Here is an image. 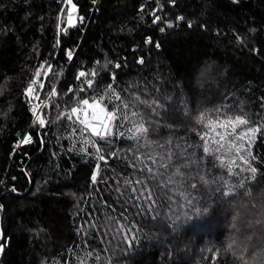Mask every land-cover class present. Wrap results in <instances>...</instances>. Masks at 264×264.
<instances>
[{
	"label": "trees",
	"instance_id": "obj_1",
	"mask_svg": "<svg viewBox=\"0 0 264 264\" xmlns=\"http://www.w3.org/2000/svg\"><path fill=\"white\" fill-rule=\"evenodd\" d=\"M64 1L0 0V264H264V0Z\"/></svg>",
	"mask_w": 264,
	"mask_h": 264
},
{
	"label": "rangeland",
	"instance_id": "obj_2",
	"mask_svg": "<svg viewBox=\"0 0 264 264\" xmlns=\"http://www.w3.org/2000/svg\"><path fill=\"white\" fill-rule=\"evenodd\" d=\"M67 7L65 10V25L66 27L75 26L77 25V16H76V7L71 2V0L67 1ZM37 73V70L35 74ZM36 86H39L40 80L36 77ZM54 85L51 87L53 88ZM49 94L48 98H51L50 91H46L45 94L43 93L42 96H46ZM43 98V97H42ZM85 110L88 111L87 119H83V127L87 130L88 133L92 135H104L110 130V119L109 116L112 117L110 113H106L105 109L101 106V102L94 101L89 102L88 105H84L83 102L81 104ZM81 106V107H82ZM39 122V121H38ZM36 122L35 124L37 125ZM81 124V123H80ZM99 133V134H97Z\"/></svg>",
	"mask_w": 264,
	"mask_h": 264
},
{
	"label": "built area",
	"instance_id": "obj_3",
	"mask_svg": "<svg viewBox=\"0 0 264 264\" xmlns=\"http://www.w3.org/2000/svg\"><path fill=\"white\" fill-rule=\"evenodd\" d=\"M93 5H92V8L89 9L90 13L93 12L95 6L97 5V0H93ZM157 9H159L160 11H163V6L162 4L158 3L157 4ZM77 22L78 24H84L86 21H85V18L84 17H78L77 18ZM45 64H42L41 66H44ZM41 70H43V67H40L39 68V71L42 72ZM40 79V77H39ZM35 81V82H34ZM36 83V74H34V76L32 77L31 81L29 84H27V88H26V91H25V97L27 99V107H28V110H29V113L31 115V122H30V125H28L27 127V130L25 131V133L16 141L15 145H14V151H13V154L15 153V151H18L20 148H22L21 146H24L26 144H20V141L24 138V136H31L28 132V130L33 126L35 125L36 122L39 121V116H40V111L42 110V108L48 103V97H49V94L44 96L43 98H40L38 99V102H36V97H37V94H38V86L35 85ZM86 85H88L89 83L88 82H85ZM32 87L33 91L32 93H28L27 92V89L29 87ZM80 86L82 87V85L80 84ZM55 87V86H54ZM53 87V88H54ZM53 88L51 90H53ZM51 93V91H50ZM77 116H78V123H83V114H82V110L81 109H78V112H77ZM31 143H33V140H32V137H31ZM31 143H28V144H31ZM0 252H1V248H0Z\"/></svg>",
	"mask_w": 264,
	"mask_h": 264
},
{
	"label": "snow or ice",
	"instance_id": "obj_4",
	"mask_svg": "<svg viewBox=\"0 0 264 264\" xmlns=\"http://www.w3.org/2000/svg\"><path fill=\"white\" fill-rule=\"evenodd\" d=\"M156 19L159 20V17H157ZM178 19H182V17H180V18H178ZM154 22H155V21H154ZM169 26H171V25H169ZM161 31H163V29H161ZM157 46H159V45H157ZM68 57H69V59L72 58V53H71V52L68 53ZM141 62H142V61H141ZM41 67H43V66H41ZM40 75H41V72H40V71H37V73H36V77L39 78ZM85 75H86V74H85L84 72L79 73V77H83V76H85ZM79 77H78V78H79ZM34 82H35V81H34ZM88 83H89V85H90V84H91V81H88ZM41 87H43V85H41ZM32 91H33V89H32V87L30 86V87L27 89V92H28V93H32ZM52 94L55 95V90H53V93H52ZM83 104H84V105H88V104H89V101H88V100H84V101H83ZM71 112H72L73 115H75V114H77L78 109H77V108H72V109H71ZM60 115L63 116V115H65V114H64V113H61ZM68 118L71 119V116H69ZM108 118L111 119L112 117L109 116ZM38 119H39V124H40V126H41V127H44V126H45V120L42 119V118H38ZM238 123L243 124V123H245V121H244V120H238ZM138 131L142 132L143 129H138ZM97 134H99V133H97ZM28 143H31V136H24V138L20 141V144H28ZM101 159H103V157H101ZM96 176H97V174L94 172V173H93V176H92V180H93V182L96 181Z\"/></svg>",
	"mask_w": 264,
	"mask_h": 264
},
{
	"label": "water",
	"instance_id": "obj_5",
	"mask_svg": "<svg viewBox=\"0 0 264 264\" xmlns=\"http://www.w3.org/2000/svg\"><path fill=\"white\" fill-rule=\"evenodd\" d=\"M66 1H67V0L64 1L65 3H64V5H63V8L65 7ZM63 8H62V9H63ZM51 67H52V66L49 65V66L47 67V69L44 70L45 73H44V75H43L42 83L40 84L39 93L37 94V97H36V100H35L36 102H38V99H39L40 93H41L42 88H43V87H41V85L44 84V81L46 80L47 75L50 73ZM39 118H41V117H39Z\"/></svg>",
	"mask_w": 264,
	"mask_h": 264
},
{
	"label": "bare ground",
	"instance_id": "obj_6",
	"mask_svg": "<svg viewBox=\"0 0 264 264\" xmlns=\"http://www.w3.org/2000/svg\"><path fill=\"white\" fill-rule=\"evenodd\" d=\"M150 1V0H149ZM152 2V1H151ZM157 2H159V1H157ZM173 2V1H172ZM160 3V2H159ZM162 3H163V1H162ZM166 4V3H165ZM168 4H169V2H168ZM171 5V4H170ZM167 6V5H166ZM164 7V6H163ZM158 12L156 11V14H157ZM162 13H164L163 11H162ZM39 79V78H38ZM40 80V79H39ZM37 81V80H36ZM40 84V83H39ZM40 116H41V114H40ZM34 127V126H33ZM30 130H31V128H30ZM30 132V131H29ZM32 134V133H31ZM32 136V135H31ZM34 139V138H33ZM34 141V140H33ZM33 144V143H32ZM25 146V145H24Z\"/></svg>",
	"mask_w": 264,
	"mask_h": 264
}]
</instances>
